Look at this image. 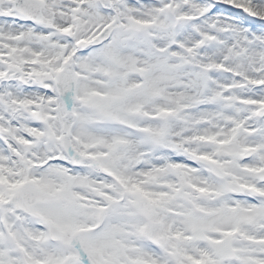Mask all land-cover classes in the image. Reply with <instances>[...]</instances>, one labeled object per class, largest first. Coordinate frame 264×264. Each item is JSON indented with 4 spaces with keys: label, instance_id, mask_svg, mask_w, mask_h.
Here are the masks:
<instances>
[{
    "label": "snow or ice",
    "instance_id": "1",
    "mask_svg": "<svg viewBox=\"0 0 264 264\" xmlns=\"http://www.w3.org/2000/svg\"><path fill=\"white\" fill-rule=\"evenodd\" d=\"M0 264H264V0H0Z\"/></svg>",
    "mask_w": 264,
    "mask_h": 264
}]
</instances>
